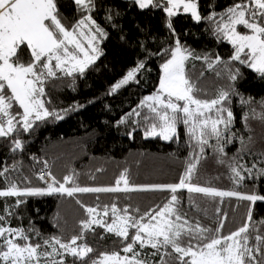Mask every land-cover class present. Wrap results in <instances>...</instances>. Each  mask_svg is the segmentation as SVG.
Returning a JSON list of instances; mask_svg holds the SVG:
<instances>
[{
    "label": "trees",
    "instance_id": "1",
    "mask_svg": "<svg viewBox=\"0 0 264 264\" xmlns=\"http://www.w3.org/2000/svg\"><path fill=\"white\" fill-rule=\"evenodd\" d=\"M56 2L60 18L69 30L86 14L77 10L73 0ZM238 2L243 0H198V7L201 15L207 17L213 11L221 13ZM95 5L92 18L108 34L106 38H98L102 55L82 75L77 72L67 76L57 70L55 77L45 81V93L41 99L45 101L46 108L59 113L62 119L48 117L36 121L28 132L21 128L9 137H0V171L7 168L4 175H0V191L7 190L13 183L20 190L47 188V182L38 178L43 168L47 174L50 173L51 179L55 178L56 185L64 183V177L69 176L72 179L65 187H118L121 190L77 192L72 196L66 193L3 196L0 197V216L5 219L0 221V226L24 229L29 242L40 244L43 253L51 249L44 245L45 239L55 236L66 243L81 234L80 222L89 218L86 208L95 209L100 219L108 224L113 221L112 205L115 204L117 217L123 216V210L127 208L129 216L136 220L144 217L143 222L146 223L149 217L145 213L154 214L174 194L177 201L172 206L177 214L192 225L199 221L202 227L211 229L210 237L228 236L242 227L248 222L251 209L249 246H255V236L264 235V224L260 223L264 221V201L253 203L239 196H211L190 192L187 187L178 188L175 193L170 189L125 191L121 175L124 174L128 180L130 189L179 184L181 177L187 176L188 165L194 164L186 184L264 195V176L253 173L249 177L242 171L245 178L237 183L229 166L238 159L247 167L253 163L257 168L264 167V119L259 116L264 111V78L239 61H229L234 48L226 39L214 34L212 21L203 19L196 22L190 14L181 11L172 18L173 35L166 26L167 16L162 7L142 10L134 0H95ZM109 15L112 16L111 21L107 19ZM238 31L244 33L246 29L238 26ZM177 39L194 54L185 63V73L198 89V99L212 100L220 89H235V94L230 95L224 105L231 109L233 122L219 140L209 136L205 137L207 144L198 143L197 139L190 137L181 114L177 134L172 139L144 137L145 130L157 118L140 102L144 96L156 92L161 65L170 58V52L165 53L164 50L175 47ZM18 55L24 63L31 59L26 45L21 47ZM217 55L233 70H240L236 81L229 80L225 63L209 68V62ZM205 56L208 61H205ZM140 61L144 62V67L136 73L135 79L110 95L111 85ZM242 98L249 102L241 103ZM133 109L140 114L130 116ZM253 110L256 115H253ZM11 111L15 115L23 110L14 103ZM205 116L215 119L217 113L213 109ZM122 117L125 118L124 123L118 124ZM219 127L223 129V125ZM15 139L21 140L22 147L13 150ZM221 146L223 153L218 150ZM18 200L20 203L17 205ZM220 221H223L222 227ZM218 228L219 233L215 231ZM133 235L135 229L130 228L129 237L125 239L107 232L104 227L93 225L92 230L85 231L83 240L77 241V244L86 243L93 252L83 261L66 256V264H92L105 253L125 255L123 249L132 242ZM134 250L147 264H160L161 254L165 251L164 248L156 250L150 246L141 248L139 244L134 245ZM167 251L171 252V248ZM175 256L167 258L169 264H179ZM256 256L264 261L260 252ZM41 262L47 264L43 257Z\"/></svg>",
    "mask_w": 264,
    "mask_h": 264
},
{
    "label": "snow or ice",
    "instance_id": "2",
    "mask_svg": "<svg viewBox=\"0 0 264 264\" xmlns=\"http://www.w3.org/2000/svg\"><path fill=\"white\" fill-rule=\"evenodd\" d=\"M76 8L82 15L69 30L60 18L56 0H0V137H9L22 128L24 132L32 129L36 121H43L48 117L55 116L56 119L63 117L45 107V101L41 97L45 93L44 83L48 78L55 77L57 70L67 76L74 73L84 74L85 70L93 65L102 55L98 44V38H106L107 32L100 27L92 18L91 13L96 5L95 0H73ZM140 9L149 7H162L167 16L166 26L175 35L172 25V18L181 13L190 14L192 20L200 22L203 19L212 21L215 24L214 34L226 39L234 48V54L229 61H239L241 64L251 68L264 78V0H243L223 12L213 11L209 16L201 15L198 7V0H134ZM219 17V19H217ZM109 21L112 16L107 17ZM238 26H243L246 32L238 31ZM115 27V25H113ZM87 29V32H85ZM81 38L87 41L86 46ZM123 39V37H121ZM26 45L30 50L31 59L24 63L19 59V50ZM69 45H74L78 52H70ZM170 52V58L161 65L159 86L155 93L146 96L141 101V106H147L155 114L157 120L145 130V136L159 135L164 140H170L177 134V122L183 114V123L188 127L191 138L197 139L200 144H207L205 137L214 136L218 140L223 132L229 130L233 122V113L230 108L224 105L229 101L230 95L235 94V89H220L217 97L212 100H201L196 96L198 89L186 77L185 61L194 54L176 40L175 47L164 50ZM79 53L83 55L80 56ZM243 54V57H242ZM200 59V57H195ZM208 61L207 56L204 57ZM53 61L55 63L53 64ZM225 63L228 67V78L236 81L240 76V70H233L228 62L222 61L217 55L208 64L212 68L215 64ZM144 67L140 61L136 67L130 69L126 75L110 87L109 94L115 93L122 86L127 85L135 79L136 73ZM219 75V73H217ZM153 103H149V102ZM183 101V104L177 103ZM249 101L241 99V103ZM17 104L22 113L13 115L11 109ZM194 106V107H193ZM215 110V119L205 116V112ZM226 113V116L224 115ZM139 115L133 109L129 115ZM253 115H256L253 110ZM264 119V111L259 114ZM245 114V120H247ZM121 118L117 123H124ZM147 119V117L145 118ZM223 125V129L219 126ZM131 136V133H129ZM230 142V140H229ZM22 147L19 139L13 141V150ZM223 153V147L218 149ZM243 151V149H242ZM233 177L237 183L245 177L242 171L249 177L255 173L257 176H264V167L257 168L255 163L251 167L240 164L234 159L229 165ZM195 168L189 164L187 176H182L179 184L168 185H145L135 189L128 187V180H124L123 190H156L170 189L173 193L178 188L187 187L190 192L204 193L211 196H239L241 199L250 202L264 201V195L241 194L234 191H218L212 187H199L186 184ZM0 171V175H4ZM50 175V173L48 174ZM45 180V176L38 177ZM72 178L64 177V183H58L54 177L47 188H25L20 190L15 183L11 184L6 191H0L3 196H40L52 193H66L72 196L77 192H115L118 187L89 188V187H65ZM120 181H117L119 185ZM177 201V196L172 195L171 200L163 208L154 214L145 213L149 221L144 223V217L139 220L129 216L125 208L123 216H116L118 209L112 205L113 221L106 224L100 218L93 217L95 209L86 208L89 218L81 221V234L73 236L68 242H62L60 237H51L44 240V245L51 248V251L41 253L40 244L29 242V237L24 229L0 226V262L2 264H40L43 257L47 264H66L65 257L72 256L81 261L93 252V249L86 243L77 244L83 240L86 230H92L93 225L104 227L109 233H115L119 237L127 239L129 229H135V235L131 236V243L124 247L125 253L132 252L129 257H121L118 253L101 254L102 259L94 260L92 264H147V261L139 259V253L135 252L134 245L139 244L141 248L150 246L159 250L164 248L161 254L160 264H169L168 257L176 254L175 258L179 264H264L258 260L256 253L264 255V235L255 236L256 245L249 246V230L251 227V209L248 213V222L232 232L228 236H209L211 229L202 227L197 221L192 225L177 214L172 206ZM20 201H17V205ZM79 203V201H78ZM7 211V209H6ZM219 212V209H217ZM11 213H9L10 215ZM104 215H107L105 211ZM175 219H171V217ZM167 217V218H166ZM5 218L0 216V221ZM155 221V223H153ZM179 222V223H178ZM264 224V221L260 222ZM223 221H220V227ZM219 233V228L215 230ZM17 238L24 241L19 243ZM59 246L58 248L56 246ZM171 248V252L167 249ZM155 254V253H154ZM59 257V259H56Z\"/></svg>",
    "mask_w": 264,
    "mask_h": 264
},
{
    "label": "rangeland",
    "instance_id": "3",
    "mask_svg": "<svg viewBox=\"0 0 264 264\" xmlns=\"http://www.w3.org/2000/svg\"><path fill=\"white\" fill-rule=\"evenodd\" d=\"M182 11V10H181ZM85 32H87V29H85ZM242 33V32H241ZM81 42L86 46V44H87V41L84 39V38H81ZM69 50H70V52H78V50H76L75 49V46L74 45H69ZM79 55L80 56H82L83 54L82 53H79ZM187 61V60H186ZM186 61H185V63H186ZM55 63V61H53V64ZM159 86V85H158ZM155 93V92H154ZM153 94V93H152ZM152 94H148V95H146V96H150V95H152ZM146 96H144L143 98H142V100L146 97ZM141 100V101H142ZM141 103V102H140ZM149 103H153V102H149ZM177 103H180L181 105L183 104V101H177ZM146 106V105H145ZM147 107V106H146ZM194 107V106H193ZM205 114H206V112H205ZM182 116H183V114H181ZM157 136H159V135H157ZM144 137H154V136H145V132H144ZM160 137V136H159ZM161 138V137H160ZM162 139V138H161ZM164 140V139H163ZM45 181L47 182V184H49V183H51L52 182V179L48 176V174H46L45 175ZM56 187H58L59 185H55ZM4 191H6V190H4ZM93 215V217H96V218H100V216H99V214L97 213V212H95V213H93L92 214ZM167 218V217H166ZM147 223V222H146ZM153 223H155V221H153ZM50 251H51V249H50ZM132 255L133 254H131V253H126L125 255H122L121 257H129V258H131L132 257ZM102 259V258H101ZM40 264H43L41 261H40Z\"/></svg>",
    "mask_w": 264,
    "mask_h": 264
},
{
    "label": "built area",
    "instance_id": "4",
    "mask_svg": "<svg viewBox=\"0 0 264 264\" xmlns=\"http://www.w3.org/2000/svg\"><path fill=\"white\" fill-rule=\"evenodd\" d=\"M47 173H46V171H45V169L43 168V169H41L40 171H39V175L41 176V175H46Z\"/></svg>",
    "mask_w": 264,
    "mask_h": 264
}]
</instances>
